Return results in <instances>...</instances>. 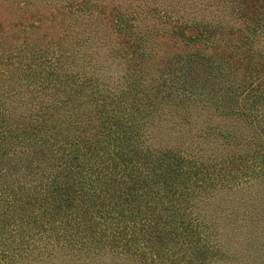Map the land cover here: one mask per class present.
Listing matches in <instances>:
<instances>
[{
  "label": "trees",
  "instance_id": "1",
  "mask_svg": "<svg viewBox=\"0 0 264 264\" xmlns=\"http://www.w3.org/2000/svg\"><path fill=\"white\" fill-rule=\"evenodd\" d=\"M5 1L0 264L47 262L56 248L81 258L107 249L146 264L222 257L194 199L238 177L264 175V0H216L241 27L217 17L188 23L172 15L179 9L148 8L163 30L134 23L140 12L91 0L64 6L84 11L79 17L47 14L34 0ZM109 34L116 40L109 56L126 64L120 81L86 71L76 58ZM193 103L247 119L250 138L263 140L214 163L147 146L151 116L168 104L186 120ZM241 135L217 134L235 149L247 140ZM255 209L264 218V207Z\"/></svg>",
  "mask_w": 264,
  "mask_h": 264
},
{
  "label": "rangeland",
  "instance_id": "2",
  "mask_svg": "<svg viewBox=\"0 0 264 264\" xmlns=\"http://www.w3.org/2000/svg\"><path fill=\"white\" fill-rule=\"evenodd\" d=\"M76 1L78 0H34L35 3L46 6L47 14L79 17L84 11H74V14H70L67 11L72 8L64 7ZM97 4L140 12L137 20L133 22L158 30L167 29V26L155 17L156 14L147 12L148 8L179 9L180 12L172 15L188 23L217 17L233 27L242 26L230 18V11L225 4L216 0H91V6ZM6 8L10 9L7 2L0 0V12L10 14L7 10L4 11ZM111 35L109 34L102 44L88 43L76 58L86 71L103 74V77L109 75L112 80L120 81L126 64L124 60L114 61L109 56L108 52L116 41L115 36ZM260 45L264 49V33L259 37ZM187 112V118L184 120L180 112L167 104L157 111L155 116H151L152 118L145 123L147 146L152 150L181 151L197 161L214 163L224 154L231 155L233 152L246 154L248 140H263L262 136L250 138L253 130L247 119L220 115L212 107L197 103L190 104ZM260 123L263 125L264 118ZM225 130L233 131L235 135L242 134L241 136L247 140L236 143L235 149L234 145L224 144V140L217 136L219 132ZM257 165L259 166L258 163ZM257 165H254V169L259 171ZM261 172L264 173V166ZM230 183V186L226 183L218 184L215 190L197 195L194 199L196 215L201 221L209 224L211 242L224 254L222 257L206 261L205 264H264V218L257 217L258 214L254 215L258 213L255 206L264 207V175L249 182L238 177ZM252 203L255 205L250 206ZM248 229L252 232L247 237ZM81 255L83 254L56 248L47 262L30 261L26 264H146L136 255L118 254L107 249H102L97 254L89 253L82 258Z\"/></svg>",
  "mask_w": 264,
  "mask_h": 264
}]
</instances>
